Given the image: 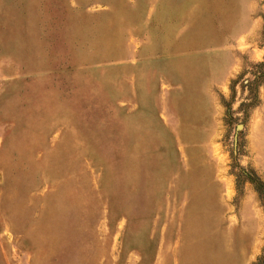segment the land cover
Instances as JSON below:
<instances>
[{
  "label": "rangeland",
  "instance_id": "1",
  "mask_svg": "<svg viewBox=\"0 0 264 264\" xmlns=\"http://www.w3.org/2000/svg\"><path fill=\"white\" fill-rule=\"evenodd\" d=\"M263 61L264 0H0V264H257Z\"/></svg>",
  "mask_w": 264,
  "mask_h": 264
},
{
  "label": "trees",
  "instance_id": "2",
  "mask_svg": "<svg viewBox=\"0 0 264 264\" xmlns=\"http://www.w3.org/2000/svg\"><path fill=\"white\" fill-rule=\"evenodd\" d=\"M253 69H256L255 73H250L253 77V80L244 82L245 84L244 88L246 89L250 88V90H254V92H256V95L253 96L252 100L248 99L250 100V102L242 103V107L249 109L251 108L253 109L257 107L260 103L259 91L261 88H264V61L253 65ZM235 85H236V81H234L232 84L233 93L234 92L236 93ZM234 165H235L234 168L238 170V173H234V175L236 176L238 188L241 187V185L245 184L246 182L252 183L254 184L259 194V197H264V181L256 177L253 170L242 168L238 163H235ZM257 264H264V250L262 252V256L258 258Z\"/></svg>",
  "mask_w": 264,
  "mask_h": 264
}]
</instances>
